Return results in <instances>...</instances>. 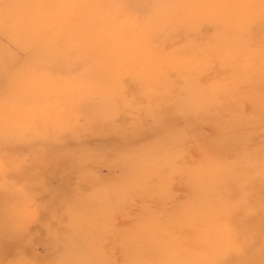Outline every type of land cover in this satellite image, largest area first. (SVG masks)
I'll return each mask as SVG.
<instances>
[{"label":"rangeland","instance_id":"rangeland-1","mask_svg":"<svg viewBox=\"0 0 264 264\" xmlns=\"http://www.w3.org/2000/svg\"><path fill=\"white\" fill-rule=\"evenodd\" d=\"M160 2L0 0V160L8 163L0 206L16 204L24 187L37 208L23 228L0 222L3 259L23 255L50 264L48 253L57 259L86 247L97 251L94 264H131L136 258L125 261L126 250L162 244V254L180 256V264H264V130L241 150V169L231 174L241 182L223 189L222 198H232L230 219L214 205L219 181L212 179L221 178L234 153L225 159L223 151H204L197 138L176 157L173 143L189 129L177 115L219 101L199 92L206 103L193 105L194 90L182 86L191 77L181 76L184 62L199 64L196 75H204L196 87L213 86L216 95L224 78L241 72V119H254L242 74H262L264 81V0H191V30L178 36L166 10L160 20L156 11H142ZM188 46L192 54L184 52ZM195 127L199 135L208 129ZM163 137L165 149L157 144ZM206 200L210 237L189 238L183 250L165 248L172 245L175 205L190 213ZM212 237L205 243L210 254L191 244Z\"/></svg>","mask_w":264,"mask_h":264},{"label":"bare ground","instance_id":"bare-ground-1","mask_svg":"<svg viewBox=\"0 0 264 264\" xmlns=\"http://www.w3.org/2000/svg\"><path fill=\"white\" fill-rule=\"evenodd\" d=\"M158 1H161L160 2L161 6L159 8H157V9H145V8H143L142 11L145 10V13L147 11H148V13H151V12L155 13V11H156V20H160L159 15H158L159 12L166 10L168 20L169 21L172 20L175 23H177L176 25H173V27L171 29L172 33L175 36H178L180 34L189 35V31L191 30L189 27H192V25H191L192 24V17H191L192 16V9L190 7L191 6V0H172V1H170V0H158ZM151 2L152 1H150V3ZM143 5H144V3H143ZM163 6L169 8V9H165V8H163ZM152 20H155L154 16H153ZM148 21H150V18ZM149 23H151V22H149ZM192 50H193V48L191 46L184 48L185 53L192 54ZM164 61H166L168 63H174V64L177 63L176 59H173V58H171V59L168 58V59H165ZM196 65H199V64H195V63L192 64L190 62H184V63H181L178 65L182 69H186L185 70L186 72L185 71L182 72L181 76H183V74H187V75L191 76V77H187V76L183 77V85L182 86H186V87L191 86L192 87L191 89L194 90V93L192 95L193 105L199 104V103L200 104L206 103L205 101L202 100L203 98L200 97L199 92H202V94L207 93V95H214L213 98L215 100L218 99L219 101L217 102V104L208 103V104H206L207 106H204V108L202 110L195 112V113H191L188 116L177 115L175 117L176 122H178V123L179 122L180 123L187 122L186 124L189 127V129H188L187 134H183V132H181V130H179V132H180V134H179L180 136H178L179 138L178 139L173 138L174 148L177 150L176 152L178 153L176 157H180V154L178 151H179V147H181V145H182L183 149L185 147L188 148L189 146H193V144H196V140H198L197 138H203L204 140H203L201 146L203 147L204 151H223L222 155H223V157H225V159H228L232 155V153H234V161L231 162L232 164L225 167L224 173L221 176V178L219 175H214L215 177L212 179L215 182H218V181L220 182V183L218 182V184L216 183L217 186L215 188V191H216L217 196L214 197L215 198L214 200L216 202V204H214V205L216 206V208L221 210V217H223L226 213H228L229 215H228L227 219H230V217L233 214H235L234 211L231 213L228 212L229 211V202L231 201L232 198L228 199V200H224L222 198L223 197L222 195H223V192L225 190H223V189L224 188L227 189V187L225 186L226 184L231 186L233 183L236 184L237 182H241V179L239 177H234V176L232 177L231 176V174H234V171L236 170V168L241 169V158H242L241 157V150H245L244 147L245 146L247 147V145H248L247 143L255 139V136L257 134L256 130L258 128H262L261 130H264V117H263L264 116V81H261L260 79H258L263 75L262 74L255 75L254 73H248V72L242 74V77H244V85H245L243 88L246 89L245 94L252 96V98L248 100L249 105H250V107H249L250 112H248L247 115L249 117L254 118L252 120H244V119H241V72H236L235 73L236 75L232 76L230 81H228V82L224 78L223 80H224L226 87L223 91L220 90V93H218V95H216L215 93H213L214 89H215L213 86L210 88H207V90L200 88V86L196 87L200 84V78H201V81H203L202 76L204 75V73H202V72H200L198 75H196V73L198 72V70H197L198 68H195ZM196 67H198V66H196ZM234 83H236L235 85H240L238 89H234L233 87H231V85ZM252 84H254L257 89H255L252 86ZM255 113L261 115L262 119L257 120ZM201 124H203L205 127L208 128L206 130V132L203 134L204 136L199 135L198 132H196L195 126L201 125ZM194 133L198 134L196 138L194 137L195 136ZM166 140L167 139L164 137L161 138L160 140H158L157 141L158 146L161 145V148L165 149L167 147L166 145H168ZM180 140H182V141H180ZM195 150H197V149H195ZM197 160H199V159H197ZM202 166H204L203 171L206 174H207V171H211V166H210L209 161H207V160L204 161ZM201 179H202V181L207 180L206 177H201ZM186 182H187V180H186ZM239 196L241 197V195H239ZM66 200H67V197L61 198V201H66ZM180 204L181 203H179V204L177 203V205H175V207H174L173 218H174V225L175 226L173 227V235H172V239H171L172 245L170 244L171 246L165 247L169 251H171L173 249L183 250L180 247L188 245L189 244V242H188L189 238H201L202 239V237H203V239H206V238L210 237L208 234L211 235V229L213 228L212 221H214V219L213 220L211 219L213 212H212L211 206L209 205L210 203L207 202V200H206V203L203 202L200 204H196V202H195L196 210H193L190 213H184L183 211H179L178 209H180ZM223 209L226 212H224ZM213 210H215V209H213ZM186 212H188V211H186ZM179 214H180V216H179ZM82 217L86 218L84 215ZM137 217H138V215H137ZM224 219H225V217H224ZM198 221L210 223V226L207 228L204 227V229H203V227L198 225ZM183 223H186V224L183 225ZM199 228H202V229L200 230ZM229 231H230V227H229ZM84 232H86V231H84ZM84 232H83V235L81 237L84 238V240L86 241L87 233H84ZM155 236H157V235H155ZM94 238H96V237H91V239H94ZM162 238H164L166 240L165 234L162 235ZM155 239H156V241L157 240L160 241V236L159 237L157 236ZM155 239H154V243L156 242ZM210 240H213V237L211 239H208L207 242H204V244L199 243L200 244L199 245L198 243H193L194 241L191 242V244H197L194 247H199L200 249H198V250L202 251L201 253L205 254L207 252L208 253L211 252V251H209L210 247L208 246V245H210ZM80 241H81V239H80ZM156 243L159 244L160 242H156ZM205 243L208 245H206ZM161 246H162V244H161ZM161 246H157V248L156 247H151V248H145L144 247V248H142L141 246H137L136 249L133 248V249L126 250L125 255H124L125 261L128 260L129 258L133 259L135 257L136 260L131 264H180L181 263L178 260V258L180 256H177L176 257L177 260H176L171 256H167L165 254V252L162 254ZM224 248L226 249V251H231L230 250L231 247L228 245L227 241H225ZM261 253L264 254V250ZM78 255L81 256V260L84 262V264H94V261H95L94 257H97L96 256L97 251H95L93 248L87 249L86 247H82V248L80 247ZM47 256H49V259H47V261H49V262H51L55 259V258L54 259L52 258L53 255H50V253H48ZM60 256H61V254H60ZM50 257H51V260H50ZM139 258H141V260ZM260 259H262V257H260ZM193 260L195 262H197V260H195V259H193ZM47 261H46V263H47ZM183 262H184V260H183ZM195 262H193V263L196 264ZM187 263H189V261H187Z\"/></svg>","mask_w":264,"mask_h":264},{"label":"clouds","instance_id":"clouds-1","mask_svg":"<svg viewBox=\"0 0 264 264\" xmlns=\"http://www.w3.org/2000/svg\"><path fill=\"white\" fill-rule=\"evenodd\" d=\"M8 170V163L0 160V176ZM17 195L20 197L16 204L0 206V222L4 219L11 220L17 228H23L26 223L34 219L37 214V208L34 206V200L29 198L28 192L24 187L18 189ZM0 264H34L23 255L5 260L0 257ZM50 264H84L78 254L73 251H66Z\"/></svg>","mask_w":264,"mask_h":264}]
</instances>
